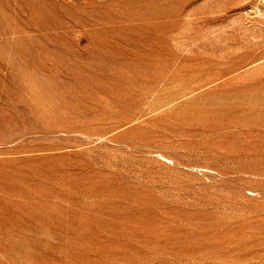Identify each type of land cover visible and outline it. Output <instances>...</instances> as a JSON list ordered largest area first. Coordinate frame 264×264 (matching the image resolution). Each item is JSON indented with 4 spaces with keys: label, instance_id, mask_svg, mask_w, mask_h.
I'll return each instance as SVG.
<instances>
[{
    "label": "rangeland",
    "instance_id": "1",
    "mask_svg": "<svg viewBox=\"0 0 264 264\" xmlns=\"http://www.w3.org/2000/svg\"><path fill=\"white\" fill-rule=\"evenodd\" d=\"M0 264H264V0H0Z\"/></svg>",
    "mask_w": 264,
    "mask_h": 264
}]
</instances>
